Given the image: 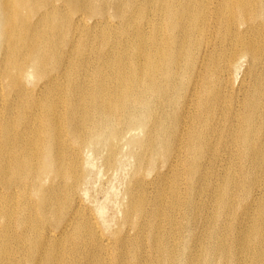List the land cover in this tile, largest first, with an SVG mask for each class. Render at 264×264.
Instances as JSON below:
<instances>
[{
    "label": "bare ground",
    "instance_id": "bare-ground-1",
    "mask_svg": "<svg viewBox=\"0 0 264 264\" xmlns=\"http://www.w3.org/2000/svg\"><path fill=\"white\" fill-rule=\"evenodd\" d=\"M125 148L108 250L83 165ZM0 264H264V0H0Z\"/></svg>",
    "mask_w": 264,
    "mask_h": 264
},
{
    "label": "rangeland",
    "instance_id": "rangeland-1",
    "mask_svg": "<svg viewBox=\"0 0 264 264\" xmlns=\"http://www.w3.org/2000/svg\"><path fill=\"white\" fill-rule=\"evenodd\" d=\"M241 75L243 76V68H240L239 72L238 69L236 70V73L234 71L232 81L237 84L241 80ZM135 135L136 139H140L143 136V132L137 131ZM117 157L119 159V163L113 169H108L104 165L105 160L103 156L96 157L92 153H88L84 165L82 164L87 171L86 180L82 186V201L85 206H87V217L94 224L95 229L98 232L100 246L103 247L106 243H109V246H106L108 250H111L114 247L118 233L124 237L127 235L132 238L131 235H128L127 229L124 234L126 226L124 227V224H122V211L123 204L126 200V186L130 179H132V176H134L133 170L135 167V161L133 157L129 156L127 148L122 149ZM64 158L68 159L67 156ZM166 178L168 181L171 179L169 176H166ZM200 212L201 213H199V211L193 212L194 214L192 213L189 216V218H191L190 221L193 224L190 221L185 223L186 230L184 231H187L186 237H188V239H192V237L190 238L192 233H190V235L188 231H194L195 233H200L202 230L204 231L205 225L201 220L208 213H206V211ZM198 215H201L203 218L201 216V219L199 217L197 218ZM194 218L198 220L200 219V222L198 221L197 223H194ZM189 224L193 227L191 226L190 228ZM182 240L186 242L188 241L185 238ZM111 255L112 252H102V256L106 258L111 257Z\"/></svg>",
    "mask_w": 264,
    "mask_h": 264
}]
</instances>
